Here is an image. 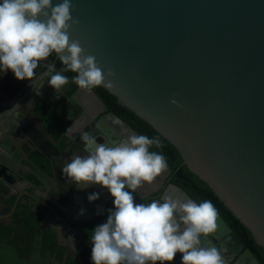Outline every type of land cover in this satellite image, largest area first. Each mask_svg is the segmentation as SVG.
Here are the masks:
<instances>
[{"label":"water","instance_id":"obj_1","mask_svg":"<svg viewBox=\"0 0 264 264\" xmlns=\"http://www.w3.org/2000/svg\"><path fill=\"white\" fill-rule=\"evenodd\" d=\"M60 2L52 0L53 6ZM71 3V15L79 24L69 31L70 39L79 41L85 55L94 56L102 70L111 69L115 73L113 87H101L174 146L181 158L179 165H185L212 189L264 251V0H71ZM48 63L51 62L46 60L41 65ZM40 66L27 86L29 80H23L25 91L39 78L35 87L40 86L41 90L46 86L55 95L70 99L49 85L47 68L37 73ZM79 90L83 89L77 87L73 95ZM88 93L100 108L93 122H88L94 135L104 138L110 146L127 142L133 134L140 135L116 114L105 110L93 91ZM4 95L0 89V120L6 114L1 107L12 100L8 101ZM173 100L177 103H172ZM42 101H34L31 111L39 105L43 107L36 120L44 127L40 119L46 107ZM17 103L11 107L16 109ZM67 107L73 114L70 105ZM82 113L81 109L79 114ZM46 129L44 132L50 136ZM23 133L24 139H28ZM1 134L7 145L12 143L8 135ZM77 146H73L74 151H78ZM3 154L0 149V161ZM2 164L0 169L7 177H21L19 171ZM63 167H56L62 177ZM169 172L167 168L151 184L143 186L149 190L148 186L155 187L164 181L158 191L154 190L155 200L161 203L168 189L177 191L183 200H192L178 186L167 182ZM57 174L54 179H62ZM23 180L27 190L23 188L16 198L26 195L47 203L48 197L41 199L36 194L39 188H49L54 195L47 181L35 176ZM74 185L72 182L67 185L66 195L58 194L68 205H56L69 219L75 218L68 213L77 197ZM98 188L102 186L91 185L90 192H83L85 199ZM138 195L133 194L134 199ZM142 198L147 203L148 194ZM108 203L114 208L112 200ZM200 239L205 247L213 241L225 264H260L219 214L217 231ZM173 262L174 259L165 264ZM176 264L182 261L176 260Z\"/></svg>","mask_w":264,"mask_h":264},{"label":"clouds","instance_id":"obj_2","mask_svg":"<svg viewBox=\"0 0 264 264\" xmlns=\"http://www.w3.org/2000/svg\"><path fill=\"white\" fill-rule=\"evenodd\" d=\"M72 9L71 0L55 6L52 0H0V72L10 70L17 80L32 81L41 62L55 53L61 71L52 63L44 67L50 74L49 85L57 92L68 84L62 73L69 71L85 91L99 86L111 89L114 71L102 70L94 56L85 55L79 41L70 39L69 31L79 24ZM81 140L87 156L73 153L63 174L78 187L101 185L114 198L115 208L109 210L106 223L92 231L93 264H165L178 252L182 264H225L220 249L201 246V236L217 231L218 210L210 200L196 203L165 195L162 203L134 202L132 193L167 170L165 157L149 151L153 145L163 147L159 137L133 134L127 142L110 146L85 131ZM98 198L99 193L88 196L89 202Z\"/></svg>","mask_w":264,"mask_h":264},{"label":"crops","instance_id":"obj_3","mask_svg":"<svg viewBox=\"0 0 264 264\" xmlns=\"http://www.w3.org/2000/svg\"><path fill=\"white\" fill-rule=\"evenodd\" d=\"M10 72H11L10 70L7 72H4L3 77H5L6 74L7 76L10 75ZM38 79L39 78H36L33 81V84L37 82ZM47 90L49 91V89L46 86H44V88H42L39 91L40 93H46ZM71 96H69L70 99H63L62 97H57V100H53L51 102L47 100L48 104L47 105L44 104L46 108L44 112H42V117L40 119L44 127L40 125L38 120H36L41 115L40 113L43 107L39 105V108L36 110L34 109L33 110L34 112H32L31 111L32 101L30 99L28 100L26 99V101L23 102L24 103L23 109L25 108L24 114H22L18 109L10 113L11 117L15 121L18 122L19 127L25 126L26 128V126L29 125V127L32 128V125L36 123L37 129L39 128L43 132L44 130H47L46 128H48L49 131L51 132V134L49 135L57 139V141L51 142L52 146L53 147L56 146V148L61 153V157L58 155V157L56 158L58 159L62 158L63 160L62 159L61 160L64 163L71 162V157L73 153H77L81 155L82 157L87 156V153L84 151V145H83L82 140L80 139L75 140V138L78 134H81L82 132H84L86 127H88L87 121L92 119L94 115L98 111H100V108H98L96 104V100L90 95V93L83 91V90H79L72 97ZM22 98L23 97H19L13 100L15 101L17 100L15 102L17 103L19 99L22 100ZM13 100L9 102H13ZM19 103L20 102H18L17 104ZM68 103L74 104L77 110L82 109L84 112L83 118H79V121L76 123L71 122L72 114L68 111V108H69L67 107V105H69ZM53 107L56 109V111L57 109H59L61 113L60 119L63 122H66L63 126H60V124L55 120L54 115L50 114L49 110L52 109ZM86 115L88 117H86ZM87 118L89 120H87ZM29 119L34 120L35 123L31 122ZM49 123H51V126L49 125ZM45 125L47 126L46 128H45ZM0 127L2 128L0 129V140L1 141L4 140L1 132H4L5 135H8L10 138L12 137L13 132L20 133L22 137L24 136V133L20 129L11 127L8 124V120L6 118H3L0 120ZM69 128H71L70 131H68ZM62 129H63V132H62ZM92 135L96 137L98 143H105V140L98 139L97 134L95 135L92 134ZM76 144L78 145L77 147L79 148L78 151H74L73 146H75ZM33 145L34 144H32L31 147L28 146L27 148L28 152L31 149L35 148L37 151L42 153V151L40 150V147L42 146L41 144L37 143L35 147H33ZM41 148H44V147H41ZM18 149L21 155L16 154L14 155L15 157L12 155L11 160H9L10 158L9 157L8 160L5 161L1 157L3 166L8 165V166L13 167L17 171H20V176L25 179H29L30 177L35 176V178H39L44 181H48L49 178L51 180V177L46 176L47 174L46 170L48 169L47 162H43L42 160H39L37 162L36 160L31 159L27 155L28 152L21 149V147L19 148L18 146ZM39 156L43 157V155L41 154H39ZM45 159L46 161H48L46 156H45ZM1 161L0 163H2ZM58 161L60 162V160H56L54 158L55 163H57ZM55 174H57V177L59 178L62 177L61 175H59V171L57 169L55 171V169L53 168L52 175L55 176ZM21 177H18V176L13 177L12 175L11 177H8V180L12 181L13 183L18 184V186L17 184H15L16 187L12 185L11 187L8 183L4 184L6 182H2L0 178V228L4 227L3 231H1L0 229V232H1L0 237L4 239H15V238L24 239L23 236L26 232L25 231L26 222L34 218V222L36 223L37 228L32 231L31 236L35 235L37 237H41V235L43 234V231H46L45 233H48L49 235H52V236L54 235V239L57 241V244L64 246L65 252L67 253V255L71 256L72 260L84 258L88 261H92L91 251H92L93 245L91 243V240H86V238L84 237L83 228L80 225L85 226L87 225L85 223L93 222L94 219L97 217L107 216L105 212L108 213V205H109L108 201L112 200L114 202V198L111 196L109 191L103 187L98 188V191H96V193H99V198L96 199L95 201L89 202L88 200L85 199L84 194H83V192L87 190L77 189V188L74 189L73 192L77 195L76 197L77 200L73 199L74 204L71 205V209H69L68 213L70 216L72 215V217H75V218L69 219L68 217L63 216L56 207V205H59V202L56 197L57 196L56 192L54 193V195H51V196L47 195V197L49 196L47 203H45L44 201H41L40 199H36L35 197H32V196L27 197L26 195H21L18 198H16L17 193L20 192L23 188H25L24 189L25 191L27 190L25 187L27 186V183ZM63 178H66V176L63 175L62 179L60 178L59 180H56L55 182H53V180L49 182L52 185L53 191H58V190L60 192L64 191L62 189V187L65 185L63 181H66V180ZM147 185H149V183H147ZM137 190L140 191L139 189ZM28 191H30V189ZM136 191L133 193L134 195L139 194ZM35 192L36 194L40 195V198H41L42 193H43L42 189L41 188L36 189ZM138 196L140 198L139 203L143 202L142 196L144 195L139 194ZM49 200H52L53 203L50 202ZM13 202H14V205H13ZM62 204H63L62 205L63 207L68 205L66 202H63ZM20 206L23 207V209H21ZM69 207L70 205L68 206V208ZM109 207H110V210H113V211L115 210V208H113L112 206L109 205ZM22 210L27 211L30 214V216L25 214V217H23L21 214H19ZM38 234H40V236ZM78 234L82 238H79ZM59 239L62 240L61 243L59 242ZM202 241L203 240L201 239V242ZM86 243H88V245L91 247H89ZM66 248L69 250V252L66 251ZM176 258L181 262L182 254L178 252L176 254Z\"/></svg>","mask_w":264,"mask_h":264},{"label":"trees","instance_id":"obj_4","mask_svg":"<svg viewBox=\"0 0 264 264\" xmlns=\"http://www.w3.org/2000/svg\"><path fill=\"white\" fill-rule=\"evenodd\" d=\"M48 60L55 65L56 71H61L63 65L61 64L58 57H55L54 53L49 56ZM42 68V67H41ZM54 74V73H52ZM68 78V84H66L60 91L64 96H71L75 89L78 87L73 82V77L76 75L75 73L63 72ZM50 79V75H49ZM92 91L100 98V100L105 105V110L111 111L120 117L123 121L131 126L138 134L148 136L149 138L159 137L161 144L163 145L162 148H156L154 145L149 148L150 152H157L162 154L167 162L169 168L168 173V181L180 189H182L193 201L196 203H201L205 200H210L215 208L218 210V214L224 220V222L229 226V228L236 234L238 239L241 241L244 248H247L251 251V253L255 256L260 264H264V251L260 248V246L253 240V237L249 234V232L245 229V227L239 222V220L232 214V212L223 204V202L216 196V194L212 191V189L197 175L193 174L190 170H188L185 165H179L181 158L177 150L174 146L169 143L165 138H163L159 133H157L151 126H149L146 122H144L140 117H138L135 113H133L130 109L126 106L120 104L114 96H112L109 92H107L103 87L99 86L93 88ZM70 108H77L74 104L68 103ZM50 114L54 115L55 120L60 124V126L64 125V122L60 119V111L53 107L49 110ZM59 116V117H57ZM59 120V121H58ZM128 190V189H126ZM130 191V190H128ZM133 194V193H132ZM139 199V197H136ZM143 201V200H142ZM21 207V206H20ZM23 209V207H21ZM110 207L108 208V213L105 214L109 215ZM19 214L25 217V214L30 216L27 211L22 210ZM106 217H97L94 219L93 222L85 223L87 225L82 226L83 228V235L86 240H91V234L95 227L106 223ZM35 223L34 218L28 220L26 222L25 227V234L24 239H0L5 240L7 243H12L14 246L24 245V247H28L31 243L32 239H29V235L32 232H29V226ZM82 224V223H81ZM7 230V229H6ZM48 233L42 234L41 236H47ZM31 236V235H30ZM50 236H47L49 238ZM50 246L48 247V251H50L49 256L53 259L59 260L61 259V255H63L64 246L57 244L55 239H49ZM40 246L43 248L44 244L40 243ZM22 255V253H20ZM62 264H72V258L69 257L63 261Z\"/></svg>","mask_w":264,"mask_h":264},{"label":"flooded vegetation","instance_id":"obj_5","mask_svg":"<svg viewBox=\"0 0 264 264\" xmlns=\"http://www.w3.org/2000/svg\"><path fill=\"white\" fill-rule=\"evenodd\" d=\"M45 65V64H44ZM44 65H41L40 66V68L43 66V68L42 69H38L37 70V73H39V72H41V71H43L46 67H44ZM3 73L4 72H2L1 73V75H0V89H1V91H3L4 92V96H6L7 97V99H8V101L10 100V99H15V98H19L22 94H24V96H22L23 98H22V100L21 101H19L20 103L19 104H16L15 106H16V109H18L22 114H24V109H23V106H24V101H25V99H30L31 101H32V103L34 102V101H36V100H39V99H42L43 101V104H45V105H47L48 104V102H47V100H49V102H51V101H53V100H57V97H59L58 95H55L51 90H47L46 91V93H40V89H39V87L37 88V87H35V85H36V83L37 82H35L34 83V85H31L29 88H28V90H26L25 91V89H26V86L30 83V81H28L27 82V84H26V86H24L25 85V82H23V80L21 81V80H17L16 78H15V76L13 75V73L11 74V75H8L7 76V74H6V78L5 77H3ZM34 78V77H33ZM49 78V77H48ZM36 89V90H35ZM61 97H62V95H61ZM63 99H65L64 97H62ZM8 103V102H7ZM13 104H15V100H13V102H9L8 104H6V106H3V107H1L2 108V110L4 109V111H6V114H5V112H4V117L3 118H6L7 120H8V124L11 126V127H13V128H18V129H23V132H25L27 135H28V139H24V136H23V138L21 139V141L19 142V139H20V136H21V134L20 133H17V132H13V134H12V137H11V140H12V143L11 144H9V145H7V143H5L4 141L5 140H0V149H2V150H4V154L2 155V159L3 160H5V161H7L8 160V158L11 156L12 157V155H16V154H18V155H21L20 153H19V149H18V146H19V148L21 147V149H23L24 151H26V152H28V150H27V148H28V146H30L31 147V145L32 144H34L33 145V147H35V145L37 144V143H39V144H41L42 146L41 147H44V148H41L40 147V150L42 151V153L41 152H39V151H37L35 148L34 149H31L29 152H28V156L31 158V159H33V160H36L37 162L39 161V160H42L43 162H47V167H48V169L46 170L47 171V174H46V176H49V177H51V180H53V182H55L56 180L54 179L55 178V176H53L52 175V172H53V168L55 169V171H56V169L58 170V168H56L55 166H61V165H64L65 166V163L61 160V159H58V158H56V157H58V155H57V153H58V149L56 148V146L55 147H53L52 146V143L51 142H54L52 139H51V137L52 136H49L48 137V135H46L42 130H40L39 128L37 129V127H36V123H35V121H32V122H34L35 124H33L32 125V128L31 127H29V125H27L26 126V128H25V126L24 127H19V125H18V122L17 121H15L12 117H11V115H10V113L11 112H13V111H15L16 109L15 108H13V107H11V105H13ZM72 110H73V114L74 115H76V117L74 118V119H72V117L74 116L73 114H72V117H71V119H72V121L71 122H74V123H76V122H78L79 121V118H83V115H84V113H82V115H80L79 114V112H80V110H75L74 108H71ZM99 112V111H98ZM97 112V113H98ZM96 113V114H97ZM78 114H79V116H78ZM95 114V115H96ZM94 115V116H95ZM86 117H88L87 115H86ZM95 118L93 117L92 119H88L87 118V120H89V121H87V124H88V122H93V120H94ZM46 126V125H45ZM4 128V127H3ZM85 131H87V132H89V133H91V134H94V131H91V128L89 127V125H88V127H86L85 128ZM84 131V132H85ZM83 133V132H82ZM81 133V134H82ZM81 134H78L77 136H76V138H75V140H81ZM98 137V139L99 140H104V138H102L101 136L99 137V136H97ZM34 142V143H33ZM11 145H13V146H11ZM57 145V144H56ZM11 146V147H10ZM49 147V148H47V147ZM4 147V148H3ZM39 154H41V155H43V157H40L39 156ZM45 156L47 157V159H48V161H46V159H45ZM54 158L56 159V160H60V162L58 161L57 163H55L54 162ZM59 166V167H60ZM20 172V171H19ZM62 175H64L63 173H62ZM27 176V175H26ZM0 178H1V181L2 182H6V183H4V184H9L10 186L12 185V186H15L16 187V185L15 184H17V183H13L12 181H10V180H8V177L4 174V172H3V170L2 169H0ZM63 179H65L66 181H63V183L65 184L63 187H62V189L64 190V191H54L53 193H55L56 192V197H57V200H58V202H59V205H62V203H63V201H62V199L59 197V195L58 194H64V195H66V192H67V190L69 189L68 188V184H70V186H71V181L70 180H68V178L66 177V178H63ZM51 180H50V178H49V180L47 181V182H51ZM165 182L163 181V183L162 184H164ZM161 184V185H162ZM18 185V184H17ZM161 185H156L155 187H151V186H148L150 189L149 190H146L145 188H146V186H142V187H140V188H138L140 191H136V192H138L139 194H141V195H147L148 194V200H147V203H150L151 201H153V200H155V196H157V192H154V190H156V191H158L159 190V188L161 187ZM11 186V187H12ZM47 187H50V186H47ZM81 187V188H80ZM80 187H78L77 185H74V189H85V190H89V192H90V189H89V187H87V188H84L85 186L83 185V184H81L80 185ZM128 190H130V189H128ZM43 192H44V190H42ZM49 192H50V190H48ZM66 191V192H65ZM78 191V190H77ZM80 191V190H79ZM131 191V190H130ZM146 193V194H145ZM48 195V194H47ZM47 195H44L45 197H47ZM166 195V194H165ZM168 195H170V196H172L173 198H175V199H179V200H183L180 196H179V194L178 193H175V192H172V191H170L169 193H168ZM178 196V197H177ZM49 197V196H48ZM110 199H112V198H110ZM140 199V198H139ZM139 199H134V202L135 203H137V204H139ZM142 200H143V202H141V203H144V200H145V198H142ZM108 208H109V206H108ZM212 245H214V242L212 241V243H207V247L208 246H212ZM215 246V245H214ZM176 260H178L176 257H174V262H173V264H176ZM178 262V261H177Z\"/></svg>","mask_w":264,"mask_h":264},{"label":"rangeland","instance_id":"obj_6","mask_svg":"<svg viewBox=\"0 0 264 264\" xmlns=\"http://www.w3.org/2000/svg\"><path fill=\"white\" fill-rule=\"evenodd\" d=\"M49 125L51 126V123H49ZM48 189L49 188H45L44 192L42 193V196L47 194L51 196V192H48ZM36 228H37L36 223H33L29 226L28 229L29 232L31 233ZM0 229L1 231H3L4 227H1ZM45 232L46 231H43V234H45ZM30 235H29V239L32 240L30 242L31 244L28 247H24L23 244L22 245L18 244L19 247H17L14 246L12 243H7L5 240H0V264H62L65 259L71 257L70 255H67L65 249H63V255H61L62 257L59 260L53 259V257L51 258V256H49L50 251H48L47 246H50L49 239H54V235L53 236L47 235L50 236L49 238H47V236H41L42 237L41 238L35 235L33 236ZM38 235L40 236V234ZM0 239H4V238L0 237ZM61 241L62 240L59 239L60 243ZM41 242L42 244H44L43 248L40 246ZM66 251L69 252L67 248ZM20 253H22V255H20ZM72 264H93V262L83 258V259H73Z\"/></svg>","mask_w":264,"mask_h":264},{"label":"bare ground","instance_id":"obj_7","mask_svg":"<svg viewBox=\"0 0 264 264\" xmlns=\"http://www.w3.org/2000/svg\"><path fill=\"white\" fill-rule=\"evenodd\" d=\"M122 142H124V141H122ZM121 143V142H120ZM170 191H172V192H175V193H178L177 191H175V190H171V189H168L167 191H166V195H168V193L170 192ZM179 194V193H178ZM179 196H180V194H179ZM178 197V196H177ZM181 197V196H180Z\"/></svg>","mask_w":264,"mask_h":264}]
</instances>
